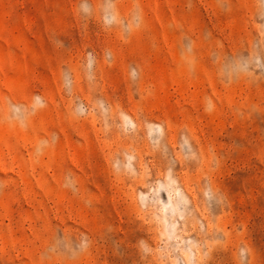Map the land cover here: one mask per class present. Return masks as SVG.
<instances>
[{"label": "rangeland", "instance_id": "obj_1", "mask_svg": "<svg viewBox=\"0 0 264 264\" xmlns=\"http://www.w3.org/2000/svg\"><path fill=\"white\" fill-rule=\"evenodd\" d=\"M0 264H264V0H0Z\"/></svg>", "mask_w": 264, "mask_h": 264}]
</instances>
